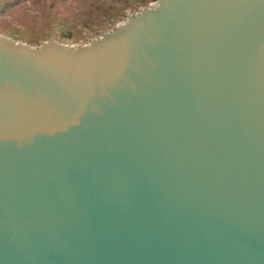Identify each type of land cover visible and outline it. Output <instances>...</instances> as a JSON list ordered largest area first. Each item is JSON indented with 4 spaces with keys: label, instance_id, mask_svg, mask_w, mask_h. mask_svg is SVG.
Wrapping results in <instances>:
<instances>
[{
    "label": "water",
    "instance_id": "water-1",
    "mask_svg": "<svg viewBox=\"0 0 264 264\" xmlns=\"http://www.w3.org/2000/svg\"><path fill=\"white\" fill-rule=\"evenodd\" d=\"M0 264H264V0L0 35Z\"/></svg>",
    "mask_w": 264,
    "mask_h": 264
},
{
    "label": "rangeland",
    "instance_id": "rangeland-1",
    "mask_svg": "<svg viewBox=\"0 0 264 264\" xmlns=\"http://www.w3.org/2000/svg\"><path fill=\"white\" fill-rule=\"evenodd\" d=\"M154 0H0V35L32 46L83 45Z\"/></svg>",
    "mask_w": 264,
    "mask_h": 264
},
{
    "label": "trees",
    "instance_id": "trees-1",
    "mask_svg": "<svg viewBox=\"0 0 264 264\" xmlns=\"http://www.w3.org/2000/svg\"><path fill=\"white\" fill-rule=\"evenodd\" d=\"M143 2V0H141Z\"/></svg>",
    "mask_w": 264,
    "mask_h": 264
},
{
    "label": "built area",
    "instance_id": "built-area-1",
    "mask_svg": "<svg viewBox=\"0 0 264 264\" xmlns=\"http://www.w3.org/2000/svg\"><path fill=\"white\" fill-rule=\"evenodd\" d=\"M130 16V15H129Z\"/></svg>",
    "mask_w": 264,
    "mask_h": 264
}]
</instances>
